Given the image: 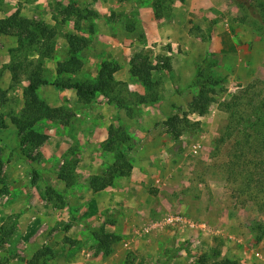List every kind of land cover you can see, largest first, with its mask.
<instances>
[{
    "label": "rangeland",
    "instance_id": "374dc122",
    "mask_svg": "<svg viewBox=\"0 0 264 264\" xmlns=\"http://www.w3.org/2000/svg\"><path fill=\"white\" fill-rule=\"evenodd\" d=\"M152 4L0 0V20L18 12L53 32L52 54L42 64L48 80L68 58V36L77 35L87 42L77 53L80 68L62 78L92 83L101 64L111 62L119 67L113 79L135 94L119 88L117 103L98 92L79 99L73 89L41 87L40 100L66 109L69 118L36 122L33 129L47 140L25 143L10 121L23 109L28 83L17 65L22 54L10 52L17 47L14 29L0 34V264H32L44 249L50 252L39 264H264V211L239 194L238 180L225 177L230 142L220 143L229 118L223 105L264 80L263 13L252 0H174L169 16L157 20ZM78 11L92 16L78 18ZM206 57L212 100L199 115L189 108L199 91L191 83ZM132 59L158 67L154 102H133L147 92L131 74ZM170 117L186 118L192 130L176 139L166 125ZM111 128L119 130L117 145L132 170L93 190L115 162L106 144ZM47 186L62 203L47 198ZM170 215L194 227L165 224ZM154 222L162 227L153 229ZM91 229L110 235L106 246L99 247Z\"/></svg>",
    "mask_w": 264,
    "mask_h": 264
},
{
    "label": "trees",
    "instance_id": "16d2710c",
    "mask_svg": "<svg viewBox=\"0 0 264 264\" xmlns=\"http://www.w3.org/2000/svg\"><path fill=\"white\" fill-rule=\"evenodd\" d=\"M153 12L155 18L169 16L171 5L174 0H152ZM183 1V0H180ZM256 2L258 10L264 16V0H252ZM239 2L238 6L242 9L245 7ZM78 18L88 19L92 16L82 15L80 11L77 13ZM15 30L17 39V47L11 50V53L22 54L18 58L17 65L23 69V76L27 80V85L23 91V109L17 116H11L10 121L15 126L22 141L28 144L40 146L47 140V136L36 132L33 126L36 122L47 120L63 121L69 118L67 110L64 108L49 107L42 102L38 95V90L44 86L59 87L63 89H73L79 99H93L95 93L98 92L107 98L109 102H119V88L127 91L130 97L135 94L128 92L125 83L116 82L113 79V74L119 70L118 65L111 62H103L100 66L97 78L94 82L88 84L71 83L62 78L64 74L76 72L80 68V61L77 58V53L86 46V39L77 35L68 36L69 51L68 58L56 65V79L48 80L43 74V58L51 56L53 51V32L46 26L33 22L28 19L21 18L18 12H15L10 17L0 20V34H9V30ZM37 52L38 58L30 59L28 53ZM203 62L197 65L195 76L191 86L198 87L197 95L192 99L189 108L192 112H197L199 115L204 114L208 105L211 103L210 87L213 84V78L204 69ZM14 65L11 69L13 79L20 83L18 66ZM158 67L152 65L144 59L140 62L131 60V74L135 77L142 87L146 90L147 95L138 96L135 104L145 102H154L156 95L154 87L156 83L152 78V72ZM3 95V91L0 90ZM123 98V97H122ZM223 108L229 114L228 123L225 126L220 143L230 142L228 151V161L224 164L225 177L228 180L239 181L241 188L237 191L239 194H246L249 200L255 202L260 210L264 211V80H260L258 84H249L247 87L223 105ZM185 116V115H184ZM174 136L179 137L181 131L192 130V125L186 118L170 117L166 122ZM0 126H3V116L0 114ZM118 129L111 128L109 130V139L106 142L107 146L114 151L115 162L110 167L107 175L100 180L104 185L100 188L93 186V190H99L112 183L115 176H128L132 170L129 158L122 153L118 148ZM113 134V135H112ZM117 135V136H115ZM115 137V140L112 137ZM2 172V163L0 161V174ZM46 196L49 200L56 199L60 203L63 202V197L55 192L53 188L47 186L45 188ZM264 232V226L262 229ZM91 233L98 241L99 247L106 246V238L110 235L98 232L91 229ZM104 250V249H100ZM49 249L37 251L31 259L32 264H39L40 260L44 259ZM204 264H238L229 259H223Z\"/></svg>",
    "mask_w": 264,
    "mask_h": 264
},
{
    "label": "built area",
    "instance_id": "2783aa9c",
    "mask_svg": "<svg viewBox=\"0 0 264 264\" xmlns=\"http://www.w3.org/2000/svg\"><path fill=\"white\" fill-rule=\"evenodd\" d=\"M165 224L170 225V226H187L189 228H193L194 225L190 221H186L181 215H170L165 218ZM161 222H154L152 223V228L153 229H159L162 227Z\"/></svg>",
    "mask_w": 264,
    "mask_h": 264
}]
</instances>
